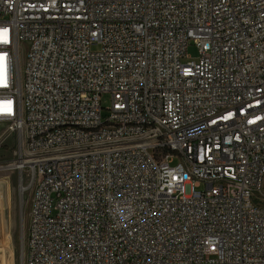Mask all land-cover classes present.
<instances>
[{"label":"built area","instance_id":"2783aa9c","mask_svg":"<svg viewBox=\"0 0 264 264\" xmlns=\"http://www.w3.org/2000/svg\"><path fill=\"white\" fill-rule=\"evenodd\" d=\"M0 124L21 264H264V0H0Z\"/></svg>","mask_w":264,"mask_h":264},{"label":"rangeland","instance_id":"374dc122","mask_svg":"<svg viewBox=\"0 0 264 264\" xmlns=\"http://www.w3.org/2000/svg\"><path fill=\"white\" fill-rule=\"evenodd\" d=\"M26 47V43L18 44L20 71L23 69ZM187 54L195 59L198 50L194 45H188ZM108 104L109 98L105 96L102 106L107 107ZM106 113L107 111L102 109V114ZM21 150L20 136L8 133L0 124V264H21L27 250L32 188L29 184L28 170L17 167ZM256 193L261 195L264 190ZM261 197L264 205V195Z\"/></svg>","mask_w":264,"mask_h":264},{"label":"water","instance_id":"95a60500","mask_svg":"<svg viewBox=\"0 0 264 264\" xmlns=\"http://www.w3.org/2000/svg\"><path fill=\"white\" fill-rule=\"evenodd\" d=\"M20 233V241H22V232H21V227H20V231H19Z\"/></svg>","mask_w":264,"mask_h":264},{"label":"bare ground","instance_id":"6f19581e","mask_svg":"<svg viewBox=\"0 0 264 264\" xmlns=\"http://www.w3.org/2000/svg\"><path fill=\"white\" fill-rule=\"evenodd\" d=\"M22 189V187L20 188V190Z\"/></svg>","mask_w":264,"mask_h":264},{"label":"snow or ice","instance_id":"6c2138e0","mask_svg":"<svg viewBox=\"0 0 264 264\" xmlns=\"http://www.w3.org/2000/svg\"><path fill=\"white\" fill-rule=\"evenodd\" d=\"M5 34H6V30H5Z\"/></svg>","mask_w":264,"mask_h":264}]
</instances>
